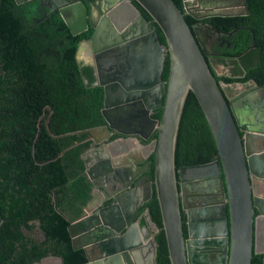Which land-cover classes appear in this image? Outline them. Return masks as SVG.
<instances>
[{
    "label": "water",
    "instance_id": "obj_1",
    "mask_svg": "<svg viewBox=\"0 0 264 264\" xmlns=\"http://www.w3.org/2000/svg\"><path fill=\"white\" fill-rule=\"evenodd\" d=\"M58 1L65 5L58 9V13L71 34L80 33L87 25L92 29L88 39L78 41L74 54L76 61L85 48L91 53L99 50L101 54L113 52L118 55V63L114 65L115 77L100 84L103 92L100 112L104 123L88 129L85 136V140L91 143H103L86 152L90 159L83 163V168L87 171L92 161L103 162L108 152L105 144L114 140L110 139L113 134L119 136L117 139H133L139 144L154 135L151 158L147 162L142 163L133 157V151L115 158L123 163L121 173L117 175L118 183L125 178L130 182L135 180L134 189L121 194L123 200L127 199V207L133 204L131 208L136 212L153 189L169 263L191 264L189 246L182 235L180 194L174 166L179 120L184 101L191 93L215 146L223 181L221 194L227 204L228 224L225 221L221 233L217 234L222 246L219 264H251L253 253L264 252V249L259 251L254 247V213L264 218V198L253 193L249 180L250 175L264 177V103L247 96L250 91L231 100L226 97L223 88L228 84L215 80L198 34L215 32L220 35V32L206 24L189 27L183 17L187 14L198 21L212 16L246 15L245 1L181 0L183 11L172 0ZM139 9L150 20H146ZM64 11L67 16L62 14ZM100 17V22L107 23L106 28L105 24L97 23ZM155 27L161 32L164 45L160 44ZM103 29L107 31L103 32ZM234 31L236 29L229 31L227 36ZM101 37L105 41L96 48L97 39ZM165 56L168 68L164 81L160 75ZM82 81L86 83L85 79ZM240 99L243 107L238 106ZM158 108L159 117H151V111ZM99 150L103 157L95 155ZM80 158L84 160L85 157ZM260 167L263 170L259 174ZM144 168L151 170L152 176L147 179L142 193L137 187L143 180L140 175L145 173ZM186 168L181 167L179 171ZM103 172L109 174L100 178L97 187L104 198H108L114 195L105 185L108 181L115 182L117 168L114 159L106 164ZM116 200L119 202L118 197ZM118 206L120 204L101 207L80 218L88 236L80 245L86 257L83 264H154V242L148 239L142 245L139 235L135 234L136 223L125 228L130 216L126 215L127 212L121 214ZM76 239L71 236L72 246ZM132 245L138 246L137 253H142L145 248L141 256L143 263L142 259L135 261L133 256V261L130 259L127 248ZM52 257L59 261L55 256L46 259Z\"/></svg>",
    "mask_w": 264,
    "mask_h": 264
},
{
    "label": "trees",
    "instance_id": "obj_2",
    "mask_svg": "<svg viewBox=\"0 0 264 264\" xmlns=\"http://www.w3.org/2000/svg\"><path fill=\"white\" fill-rule=\"evenodd\" d=\"M172 1L183 11L181 0ZM244 1L246 15L199 20L221 32L222 43L213 46V59L207 54L205 60L216 81L251 79L261 85L264 0ZM183 17L189 27L197 21L187 14ZM155 30L164 45L158 27ZM89 35L90 29L71 34L59 13L43 9L39 0H0L1 264H32L49 254L60 257L63 264L85 262L82 249L70 246L67 225L79 215L90 190L80 158L90 144L85 140L87 130L104 123L102 88L91 85L90 67L74 57L78 41ZM212 60H228L232 73L243 75H217ZM167 68L165 56L160 75L164 81ZM159 113L160 109L155 110L153 117ZM214 152L208 127L189 93L177 129L175 169L209 160ZM142 207L158 229L155 264H170L154 192ZM37 229L41 239L30 235ZM263 257L264 253H253L251 264H261Z\"/></svg>",
    "mask_w": 264,
    "mask_h": 264
},
{
    "label": "flooded vegetation",
    "instance_id": "obj_3",
    "mask_svg": "<svg viewBox=\"0 0 264 264\" xmlns=\"http://www.w3.org/2000/svg\"><path fill=\"white\" fill-rule=\"evenodd\" d=\"M81 1H86V0H81ZM39 5L43 9L48 10L49 12H54V11L58 12V9L60 7L65 6L61 1L58 0H39ZM62 14L64 16H67L66 11L62 12ZM100 19L101 17L98 19L97 23L99 25L105 24L104 27L106 28L107 23L100 22ZM197 23L200 25H204V24L208 25L205 22H199V20L194 22L192 25L194 26ZM110 26L112 28L113 25ZM211 28L214 29L213 27ZM88 29H90V35H91L92 29L88 25L83 31H86ZM103 30H104L103 32L107 31V29H103ZM198 34H199V40L205 47L207 54L213 59L214 57L213 46L216 43L219 44L222 43L221 32L220 35L216 34L215 32H211V33L209 32L207 35L200 34V32ZM90 35L84 39H88ZM104 41L105 40L102 37L98 38L96 42V48L100 47ZM93 55H97V57L94 58ZM226 61L227 60H225V62ZM77 63L83 66H89L92 75L91 85L100 86V84L105 80L115 77V75L113 74L114 65L118 63V55L113 52H107L101 54L99 50L96 53L93 51L91 53V50H87L85 48L81 51V55L77 59ZM230 65L232 64L230 63ZM227 75L237 77V76H242L243 72L241 75L234 74L232 72H230ZM94 83H96V85H93ZM238 83L240 85H237ZM227 84L229 86L228 88L232 96L229 97L226 91L224 90V88L223 91L226 97L229 98V100L237 98L240 95L242 96L243 94H245V92L250 91L247 96L249 97L252 96L256 102L264 103V87H263L264 84L258 85L251 79L242 82H231ZM260 86H262V88L257 89V87ZM241 101L242 99L239 100L240 104L238 106L243 107ZM236 105L237 103L235 104V106ZM154 112L155 110L151 111L150 113L151 117H153ZM257 113L259 116H262L260 115L261 112H257ZM113 135L110 136V139L115 140L119 137L117 135L114 136ZM153 140H154V136L151 135L150 137H148V139L141 141V143L149 144L152 147ZM102 143H103L102 141L97 144L90 142L89 146L86 149H84L80 155L85 157L84 160H82L83 163L87 162L88 159H90L89 154H86V152H88L92 148L99 146ZM109 149H111V151L113 152L110 153V151H108L106 157H103V154L100 150L99 152L96 151L95 153V155L103 157V162L100 161L99 163H97V161H92L91 164L90 163L88 164L87 171L84 168L82 169V174L85 176V178L90 184V190H89L88 198L86 199L84 206L80 210L79 215L73 218L72 220H70L69 224L67 225L70 235V246L74 250L79 248L82 249L80 245L88 237L86 234L87 233L86 229L79 222L80 218L92 214L101 207L111 206L114 204L117 205L120 204V207L119 206L118 207L121 211V214L123 212H127L126 215L130 216V220H128V224L125 226V228H127L128 225L132 224L133 222L136 223L137 232L135 234L139 235L138 238L140 239L141 244L145 245L148 239H152L155 245L154 234L157 232L158 229L151 221L147 208L142 207L150 199L151 194L152 192H154V190L152 189L150 197L145 201H143L142 204L138 206L136 212L132 209L133 204L127 207V199L123 200V196L121 193L123 192L126 193L128 191L133 190L134 189L133 183L135 180L130 182L129 179L125 178V181H123L124 184L121 181L120 183H118L119 177H117V175L119 176V174L121 173L120 168H123V163L120 162V159L118 161H116L115 159L116 157H118L121 154L123 155L127 151L120 152L119 149H117V151L114 152V148H109ZM132 156L135 157V154L132 153ZM121 158H125V157H121ZM150 158H151V152L147 154L146 157L141 158V161L142 163H145ZM111 159H114L115 167L117 168V173H114L115 182L108 181L109 183H106L105 185H107L106 187L108 188V191L113 192L114 195L108 196V198H104L102 193L98 191L97 186L101 181L100 178L103 177L105 174H109L108 172L105 173L103 171L105 169L106 164H109ZM181 167H187V168L184 171L180 172L179 170ZM143 170L145 173L140 175V177H143V180H141L142 182L140 187L139 186L137 187L138 189H141L142 193L146 187V183L148 181L147 179H151L152 176L151 170L148 169L146 170L145 168ZM261 170L263 169L260 167V172L258 171L259 174L261 173ZM175 171H176L177 187L179 190L178 192L180 194L179 201L181 203L180 216L182 223V235L185 242L187 241L189 246L191 264H219L221 261L220 257L222 255L221 254L222 246L221 243L218 241L220 237H218L217 234L221 233L223 224L225 223V221L226 224H228L227 222L228 220L226 214L227 204L225 202V198H223L221 194L223 181H222V174L219 168L216 150L213 153L211 159L203 160L199 163L181 164L177 166ZM249 180L252 185L253 193L258 194L264 198V193L262 192L264 191V177L260 178L254 175H250ZM223 190H224V186H223ZM90 193L92 194L91 198H90ZM136 194L137 193H135V195ZM117 197L119 198V202H117L116 200ZM127 197L129 196H125V198ZM254 216H255L254 247L256 250L259 249V251H261L264 249V218L258 216L257 212L254 213ZM123 221H124L123 219L120 220L121 223ZM121 233L122 232H120V234ZM30 235H33L39 239L42 238V233L39 231V229L31 233ZM71 236L74 238L77 237V239L73 243L74 247L71 245ZM258 240L260 244L257 243ZM137 247H138L137 245L135 246L132 245L130 248H127L130 251L129 253L130 259L133 261V257H134L135 261L138 262L142 259L141 263H143V258L141 256L145 253L146 250L145 248H143L142 253H137L135 251ZM258 253H264V252H258ZM50 256H54V255L51 254L45 255L44 257L41 258L44 259L43 261L39 260L37 262H33L32 264H63L62 259L58 256L55 257L58 258L59 261H57L54 257L50 259H46V257H50ZM263 260L264 257L262 258V263ZM154 264H155V257H154Z\"/></svg>",
    "mask_w": 264,
    "mask_h": 264
},
{
    "label": "crops",
    "instance_id": "obj_4",
    "mask_svg": "<svg viewBox=\"0 0 264 264\" xmlns=\"http://www.w3.org/2000/svg\"><path fill=\"white\" fill-rule=\"evenodd\" d=\"M229 62L228 60L224 63H218V62H213V70L215 73L216 70L215 68L218 67L219 70L223 69L224 72H221L219 74H229L230 72H232V65H230V63H227ZM227 72V73H225ZM218 74V73H217ZM229 86L226 85L224 86V90L226 91L227 95L229 97H231V93L229 91ZM109 148H114V149H119L120 152H124V151H133V153L135 154V157L139 160H141V158H144L146 157L147 154H149L151 152V146L149 144H144V143H141L139 144L138 142H136L135 140L131 139V140H127V139H124V140H121V139H116V140H113L109 143L106 144V150L109 151ZM264 193V191H262ZM258 244L259 243V240L257 241Z\"/></svg>",
    "mask_w": 264,
    "mask_h": 264
},
{
    "label": "rangeland",
    "instance_id": "obj_5",
    "mask_svg": "<svg viewBox=\"0 0 264 264\" xmlns=\"http://www.w3.org/2000/svg\"><path fill=\"white\" fill-rule=\"evenodd\" d=\"M212 64H213V60H212ZM215 70H216V72H217L218 74L221 73V72H224L223 69L219 70L218 67L215 68ZM225 73H227V72H225ZM227 74H228V73H227ZM227 74H225V75H227ZM219 75H220V74H219Z\"/></svg>",
    "mask_w": 264,
    "mask_h": 264
}]
</instances>
